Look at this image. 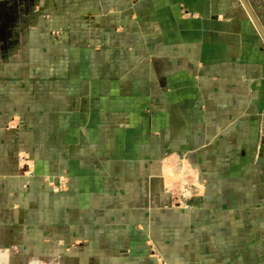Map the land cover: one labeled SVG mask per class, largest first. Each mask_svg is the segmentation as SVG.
<instances>
[{
	"label": "crops",
	"instance_id": "crops-1",
	"mask_svg": "<svg viewBox=\"0 0 264 264\" xmlns=\"http://www.w3.org/2000/svg\"><path fill=\"white\" fill-rule=\"evenodd\" d=\"M170 154L198 172L186 208ZM0 264H264V38L240 0H0Z\"/></svg>",
	"mask_w": 264,
	"mask_h": 264
},
{
	"label": "built area",
	"instance_id": "built-area-1",
	"mask_svg": "<svg viewBox=\"0 0 264 264\" xmlns=\"http://www.w3.org/2000/svg\"><path fill=\"white\" fill-rule=\"evenodd\" d=\"M161 164L168 171L170 186L168 190L175 207H187V200L196 196L200 186L198 172L186 160L184 155L170 154L162 158ZM60 174L56 177V183L51 184V190L55 193L65 190L67 179Z\"/></svg>",
	"mask_w": 264,
	"mask_h": 264
},
{
	"label": "water",
	"instance_id": "water-1",
	"mask_svg": "<svg viewBox=\"0 0 264 264\" xmlns=\"http://www.w3.org/2000/svg\"><path fill=\"white\" fill-rule=\"evenodd\" d=\"M240 1H241L242 5L244 6V8L246 9V11H247L250 19L253 21L254 25L256 26L257 30L259 31V33L261 34V36L264 38V34H263V32H262V30H261L258 22L256 21L255 16L253 15L252 11L250 10L247 2L245 0H240Z\"/></svg>",
	"mask_w": 264,
	"mask_h": 264
},
{
	"label": "rangeland",
	"instance_id": "rangeland-1",
	"mask_svg": "<svg viewBox=\"0 0 264 264\" xmlns=\"http://www.w3.org/2000/svg\"><path fill=\"white\" fill-rule=\"evenodd\" d=\"M64 175V174H63ZM66 176V175H65ZM66 179H67V183H66V188H65V190H67V184H68V178L67 177H65ZM49 188H50V190H51V187L49 186ZM65 190H62L61 192H63V191H65ZM52 191V190H51ZM53 192V191H52ZM61 192H57V193H61ZM55 193V192H54Z\"/></svg>",
	"mask_w": 264,
	"mask_h": 264
}]
</instances>
